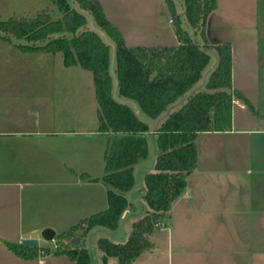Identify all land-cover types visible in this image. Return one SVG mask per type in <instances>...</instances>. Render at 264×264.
<instances>
[{"label": "trees", "instance_id": "trees-1", "mask_svg": "<svg viewBox=\"0 0 264 264\" xmlns=\"http://www.w3.org/2000/svg\"><path fill=\"white\" fill-rule=\"evenodd\" d=\"M51 1L62 13L59 20L44 9L29 18L0 21V33L4 40L24 39L27 43L19 44L23 51L62 53L66 66L92 72L98 132L107 136L106 165L102 177L86 173L81 177L106 187L108 207L58 233L55 249L7 245L25 259L53 252L76 264H96L88 236L100 228L115 236L125 217L129 219L123 242L100 231L91 243L99 264H110L112 259L133 264L155 249L153 235L167 227L174 202L198 167V135L231 130L236 98L254 108L233 87V42L212 43L208 35L219 0H165L178 43L149 46L127 45L100 0ZM152 133L155 161L149 172L140 173L144 187L139 190L136 172L152 161ZM135 190L139 191L134 198L147 206L144 214L143 209L134 211L137 204L130 194ZM127 210L130 215H125ZM75 238L80 243L74 244Z\"/></svg>", "mask_w": 264, "mask_h": 264}, {"label": "crops", "instance_id": "crops-1", "mask_svg": "<svg viewBox=\"0 0 264 264\" xmlns=\"http://www.w3.org/2000/svg\"><path fill=\"white\" fill-rule=\"evenodd\" d=\"M100 2L124 38L121 23L130 22L140 32L141 24L150 18L160 33L170 36L172 44L178 43L175 27L165 28L166 4ZM259 4L260 0H219L210 19L215 41L233 42V87L245 95L254 110L236 98L231 130L198 135V167L189 176L185 192L174 202L167 227L153 235L155 249L143 253L133 264L137 260L150 264L161 247L174 250L172 256L189 264H264V7L260 11ZM238 26H248L242 43L239 34L231 30ZM238 48L242 64L236 57ZM215 63L216 59L213 67ZM63 113L31 119L0 115V264H76L67 255L53 252L25 259L7 243L37 239V247L55 249V240L42 237L45 229H53L57 235L107 208L106 187L81 177L84 173L103 176L92 159L99 165L101 159L105 162L107 136L98 128L77 129L75 114H64L62 119L69 123L61 127ZM100 138L105 143L98 162V148H103ZM121 232L116 237H123ZM40 239L47 245H41Z\"/></svg>", "mask_w": 264, "mask_h": 264}, {"label": "rangeland", "instance_id": "rangeland-1", "mask_svg": "<svg viewBox=\"0 0 264 264\" xmlns=\"http://www.w3.org/2000/svg\"><path fill=\"white\" fill-rule=\"evenodd\" d=\"M145 1H156L158 5L166 6L164 0ZM263 7L264 0H260L259 10L262 11ZM44 9H49L54 20H59L62 16L58 6L51 0H0V21H6L13 16L29 18ZM166 14H168L165 15L166 17L163 16L165 28L173 27L174 24L169 22L172 19L171 13ZM139 16L144 19L142 14ZM262 16L264 15L261 14ZM121 25L125 31L127 45H173L174 41L170 36L160 33V30H157L158 25L150 18L145 19V23L141 24L140 32L135 30L130 22H123ZM257 29L260 30L258 26ZM231 30L239 34V40L242 43V35L248 30V26L232 27ZM190 31L193 32L191 28ZM26 43L24 39L4 40L0 33V115L31 119L44 117L48 113L65 112L59 118L61 127L69 123L62 119L64 114L69 113L75 114L77 129L96 130L98 128L97 100L92 72L81 66H66L62 53L46 54L40 51H23L19 44ZM236 57H238V63L242 64L243 54L239 48L236 51ZM100 140H102L103 148L100 150L98 148L96 155L98 162L99 156L101 158L104 152L105 143L104 139L100 138ZM94 149L95 147L93 151ZM97 164L92 159V165L98 168V173L104 175L105 162L101 159V165ZM137 209L141 210V208ZM121 231L120 229L118 233L116 232L115 236ZM122 233L123 231L121 235ZM117 238H122V236ZM40 244L47 245L42 239H40ZM173 254L174 250L169 251L161 247L152 255L150 264H189L182 259L178 260L177 257L172 256ZM117 262L115 260V264ZM137 264H141L140 260H137Z\"/></svg>", "mask_w": 264, "mask_h": 264}, {"label": "water", "instance_id": "water-1", "mask_svg": "<svg viewBox=\"0 0 264 264\" xmlns=\"http://www.w3.org/2000/svg\"><path fill=\"white\" fill-rule=\"evenodd\" d=\"M208 35H209V38H210L211 42H212V43H215L216 41H215V39H214L213 36H212L211 30H208ZM156 128H157V124L154 125V131H153V133L155 132ZM153 133H152L151 136H150V140H151V144H152V161H151V163L149 164L148 168H140V169H138L137 172H136V178H137V180H138L139 183H140V189H139V190L143 189V187H144V184H143V182H142L141 179H140V173H141V172H149V171L152 169L153 164H154V161H155V152H156V150H155V144H154V141H153ZM139 190H135V191H133V192L130 194V199H131L132 201H134V202L137 204V208H141V209H143V214H144V213L147 211V206H146V204H145L141 199H135V198H134V194H135L137 191H139ZM137 208H136L135 210H137ZM128 212H129V211L127 210V211L125 212V215H126ZM125 215H124V216H125ZM139 215H141V214H138L136 217H138ZM126 219H127V218L124 217V220H123L122 223H121V227H122V230H123V237H122L121 239H119V238H117V237L111 235V233H110L109 231H107V230H105V229H102V228L97 229V230H94L93 232L90 233V235L88 236L87 241H88V246H89V248H91V250H92V252H93V258L95 259L96 264H99V262L97 261V251H96V248H95L94 245L91 243V239H92L93 235H95L97 232L103 231V232L107 233V234H108L113 240H115V241H122V242H123V241L126 239V230H125V222H126ZM55 236H56V231L53 230V229H50V228H47V229H45V230L42 232V237H43L44 240H46V241H54V240H55ZM73 243H74V244H78V243H80V238H75V239H73ZM22 244H24V245H26V246H31V247H37V246H39V241H38L37 239H24V240L22 241Z\"/></svg>", "mask_w": 264, "mask_h": 264}, {"label": "built area", "instance_id": "built-area-1", "mask_svg": "<svg viewBox=\"0 0 264 264\" xmlns=\"http://www.w3.org/2000/svg\"><path fill=\"white\" fill-rule=\"evenodd\" d=\"M172 21V20H171Z\"/></svg>", "mask_w": 264, "mask_h": 264}]
</instances>
